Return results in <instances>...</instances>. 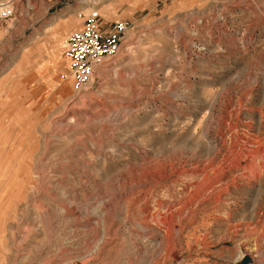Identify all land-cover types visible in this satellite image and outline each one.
<instances>
[{"label":"rangeland","instance_id":"rangeland-1","mask_svg":"<svg viewBox=\"0 0 264 264\" xmlns=\"http://www.w3.org/2000/svg\"><path fill=\"white\" fill-rule=\"evenodd\" d=\"M2 6L0 264H264V0ZM90 12L128 29L77 86Z\"/></svg>","mask_w":264,"mask_h":264},{"label":"built area","instance_id":"built-area-1","mask_svg":"<svg viewBox=\"0 0 264 264\" xmlns=\"http://www.w3.org/2000/svg\"><path fill=\"white\" fill-rule=\"evenodd\" d=\"M11 14L9 6L0 7V18ZM127 29L126 21L115 20L103 31L97 14L90 12L85 16L83 24L69 33L65 53L70 73L77 86L85 84L104 59L118 52Z\"/></svg>","mask_w":264,"mask_h":264},{"label":"bare ground","instance_id":"bare-ground-1","mask_svg":"<svg viewBox=\"0 0 264 264\" xmlns=\"http://www.w3.org/2000/svg\"><path fill=\"white\" fill-rule=\"evenodd\" d=\"M255 172H256V174H258V173H259V171L257 170V168H255Z\"/></svg>","mask_w":264,"mask_h":264},{"label":"water","instance_id":"water-1","mask_svg":"<svg viewBox=\"0 0 264 264\" xmlns=\"http://www.w3.org/2000/svg\"><path fill=\"white\" fill-rule=\"evenodd\" d=\"M247 260V259H246Z\"/></svg>","mask_w":264,"mask_h":264}]
</instances>
